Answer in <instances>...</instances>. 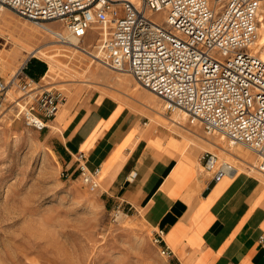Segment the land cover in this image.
<instances>
[{"label":"built area","instance_id":"1","mask_svg":"<svg viewBox=\"0 0 264 264\" xmlns=\"http://www.w3.org/2000/svg\"><path fill=\"white\" fill-rule=\"evenodd\" d=\"M262 1L0 0V11L9 8L45 26L60 43L83 40L98 27L95 58L105 68L129 73L163 101L165 114L183 110L190 123L245 147L264 172V59L255 51ZM11 84L0 74V103ZM16 84L25 124L50 128L65 95L40 88L30 77ZM72 155L82 183L99 188L100 167H90L82 151ZM199 161L212 178L226 174V164L212 151H202ZM162 234L156 231L154 241L169 257ZM258 242L264 247V231Z\"/></svg>","mask_w":264,"mask_h":264},{"label":"crops","instance_id":"2","mask_svg":"<svg viewBox=\"0 0 264 264\" xmlns=\"http://www.w3.org/2000/svg\"><path fill=\"white\" fill-rule=\"evenodd\" d=\"M88 76L67 91L47 130L65 153L82 151L100 167V194L140 215L152 234L162 229L173 264H264V180L232 168L207 189L212 173L200 166L194 129L161 112L130 77Z\"/></svg>","mask_w":264,"mask_h":264},{"label":"rangeland","instance_id":"3","mask_svg":"<svg viewBox=\"0 0 264 264\" xmlns=\"http://www.w3.org/2000/svg\"><path fill=\"white\" fill-rule=\"evenodd\" d=\"M24 24L42 31L9 8L0 11V74L13 83L0 103V264H173L159 252L140 215L105 199L100 187L91 190L82 183L73 155L65 153L49 128L40 130L25 124L18 81L30 77L40 88L66 95L71 87L90 82L88 71L92 66L87 65L90 55L72 49L65 51L67 55L49 57L60 42L51 41L55 39L44 31L41 42H47V55L32 54L22 63V53L15 60L9 50ZM95 37L88 32L84 42L91 43ZM93 65L97 63L93 61ZM98 65L115 76L130 77L136 89H143L131 75ZM150 110L156 113L153 106ZM183 118L180 126L185 131L195 130L191 133L196 139L193 143L204 145L201 151L216 153L220 162L227 155L209 140L235 154H251L216 132L207 133L199 123H190L186 115ZM232 162L238 170L264 180L258 171L238 160ZM117 210L126 214L121 221L117 220Z\"/></svg>","mask_w":264,"mask_h":264},{"label":"bare ground","instance_id":"4","mask_svg":"<svg viewBox=\"0 0 264 264\" xmlns=\"http://www.w3.org/2000/svg\"><path fill=\"white\" fill-rule=\"evenodd\" d=\"M258 18H259V24H258L259 37H258V40H257L256 45H255V51L259 54V56L262 59H264V0L262 1V4L260 6V10L258 12ZM36 25L42 31L30 27V25L28 26V25L24 24L23 26H21L20 30L16 33V36L14 35L15 38L12 41L13 42V46L9 50V52H10L11 56L15 60L18 59L20 56H22V53H25V56L23 57L22 63L24 61H26L30 57V55H32V54L47 55L46 54V51H45V47H46V43L47 42H41L42 41V36L44 34H48L47 31H46L47 29H46L45 26H42V25H39V24H36ZM46 26L47 27H50L49 25H46ZM42 32L44 34H41ZM95 32H100V30H99L98 27L92 26L91 29L89 30V33L94 34ZM102 33L106 35L107 34V30L106 29L105 30H102ZM49 36H51V35H49ZM95 39L96 40L93 41V42H91V43L90 42L89 43H85L84 42V39L83 40H78L76 38H71L66 43H59L60 47H57L56 48V50H55L56 52H53L52 51L51 53L48 54V56L55 58L56 56L67 55L65 53V51H71V49H72L73 51L75 50V51H79L81 53H85V54L90 55L91 61H90V64L88 63L87 65H88V68L91 67V66L92 67L90 68L89 71H93L94 69H99V67H98L99 65L98 64H101V63H100V61L97 58H95L96 57V48H97V45H98V41H97L98 39L97 38H95ZM51 41H56V40H51ZM56 43H58V42H56ZM79 47H84L85 51H82L81 49H79ZM93 61H95L97 63V65H93ZM66 62H64V64L69 67V63H66ZM87 70L85 69V71H87ZM49 71H52V70L50 69ZM48 72L46 74V77L48 75ZM127 74H129V73H127ZM116 77H118V76H116ZM143 90H144V88H143ZM146 91L148 92V95H149V97L151 99L156 100L155 98L157 96L154 93L148 91L147 89H146ZM161 101L160 102L157 101V104L158 105L156 103L155 104L159 107L158 109H160V111L164 113L163 101L162 102ZM184 113L185 112L183 110L176 109L172 114H170V116L172 115L171 116L172 117V120L175 121L176 123H178V125L183 126V124H184L183 123V121H184V118L183 117L185 115L187 117V114L185 113V115H184ZM193 134H195V133H193ZM198 137H199V135H198ZM185 139H186V137H185ZM191 141L192 140L190 138H187V140L185 141V146L188 144V142H191ZM209 142L212 143L213 145H216V143L211 142L210 140H209ZM234 145H237V144H234ZM221 151L224 152V153H226V155H227L223 159V163L226 164V166H225V170L226 171H229L232 168L237 169L236 166L233 164L232 160H238L241 163H243L244 165H246L247 167H249L250 169H252V170H258L255 167L256 166V163H257L256 162V159H253L252 158V156H251L252 154H250V155L247 154V153H243L242 154V153H240V151H239V154H235L234 152H232L230 150H226L224 148H222ZM259 172H262V171H259ZM116 215H117V220H120L121 221V220L124 219V217H125L126 214L123 213V212H121V211H118L117 210Z\"/></svg>","mask_w":264,"mask_h":264},{"label":"water","instance_id":"5","mask_svg":"<svg viewBox=\"0 0 264 264\" xmlns=\"http://www.w3.org/2000/svg\"><path fill=\"white\" fill-rule=\"evenodd\" d=\"M216 178H212L211 181L207 185V189L212 187V185L215 183Z\"/></svg>","mask_w":264,"mask_h":264}]
</instances>
